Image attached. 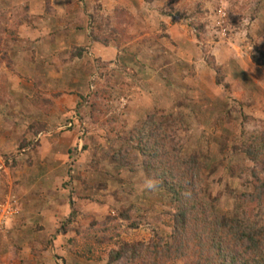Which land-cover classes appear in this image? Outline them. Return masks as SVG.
Listing matches in <instances>:
<instances>
[{"label": "rangeland", "instance_id": "1", "mask_svg": "<svg viewBox=\"0 0 264 264\" xmlns=\"http://www.w3.org/2000/svg\"><path fill=\"white\" fill-rule=\"evenodd\" d=\"M61 1L0 0V141L27 142L10 153L0 142V207L17 209L0 217V264H57L49 251L58 264H131L138 243L162 252L178 203L139 149L150 115L172 159L198 161L182 190L214 204L212 218L264 227V154L246 152L264 140V0H68L58 19ZM70 116L75 142L58 138ZM40 147L62 175L35 163ZM44 196L54 212L36 215L61 240L19 243L24 211Z\"/></svg>", "mask_w": 264, "mask_h": 264}, {"label": "trees", "instance_id": "2", "mask_svg": "<svg viewBox=\"0 0 264 264\" xmlns=\"http://www.w3.org/2000/svg\"><path fill=\"white\" fill-rule=\"evenodd\" d=\"M78 54H82V50ZM255 59L260 63L257 58ZM217 70L221 73L219 68ZM140 126L142 129L136 138L141 152L151 159L150 175L165 177L162 179L166 185L171 184L170 188L176 195L174 201L178 206L172 235L161 244L162 252L158 248L160 242L154 243V250H151L148 244L138 243L130 255L131 264H142L149 258L148 256L154 258L153 264H168L169 261L178 259H188V264H214L215 261L221 264H264V227L257 228L250 224L238 223L220 214H215L212 218L209 209H213L214 204L204 205L193 185L184 190L181 188L191 184L189 174L199 175L196 166L198 161L196 159L184 161L178 156H173L172 159L167 147L170 145L173 153L175 144L166 141L171 138L168 132L166 136L168 138H163L164 141L161 142L160 130L164 125L156 120L155 115H150ZM246 152L252 157L264 154V140ZM179 164L187 170L184 172L185 176H178L179 172L175 167ZM157 171L159 172L156 173ZM259 187L261 186H258V189ZM260 189H264V185ZM262 193L264 191L255 196L260 198ZM252 194L248 193L251 200L254 199ZM124 252L125 250L114 252L112 260L123 257Z\"/></svg>", "mask_w": 264, "mask_h": 264}, {"label": "crops", "instance_id": "3", "mask_svg": "<svg viewBox=\"0 0 264 264\" xmlns=\"http://www.w3.org/2000/svg\"><path fill=\"white\" fill-rule=\"evenodd\" d=\"M67 1L68 0H64V1H61L63 3H56V5H57L55 7L56 10H54V15L56 18L68 19V17L71 16V13L68 11V7H67L69 5V2H67ZM54 29L57 30L60 28L55 27ZM69 119L70 120H69L68 124H71L70 126L73 127L74 124L76 123L74 121L73 116H70ZM70 126L69 125L64 126V128H66V129L62 130L63 132H61V134L58 136V138H60V139L65 138L66 139V138L70 137L74 141L76 134L74 131H71L72 127H70ZM2 131H3V135H1V136H3L4 138L7 139V138L12 137V135L10 133L4 132L3 128H2ZM15 135L18 138L17 142H15V143L12 142V143L6 144V143L0 141L4 147L3 151L10 153V152L16 151V148L19 144L25 146L24 143H27V142H25V139L19 138L17 136V133ZM28 139H31V138H28ZM61 141L62 140H60L58 142L60 143ZM51 144L54 146V138L51 139ZM29 145H31V144H29ZM34 153H35V157H36L35 163L40 162L42 164L47 165V167H48L47 170L50 171L52 178H54V176H57V175H62L63 172L61 170H59L60 167L54 168L56 165L59 164L58 160H54V150H52V149L47 150L45 148L40 147V149L37 151H34ZM46 180H50V179L47 178ZM53 180L54 179L50 180V184L53 182ZM45 183H48V181H45ZM40 189H46V188L41 186ZM43 199H42L41 204H35L34 206H31L30 208L28 207L26 209V211H24V215L21 217L20 223L17 222L19 224V226H21V229L18 228V233L21 234V237L19 236V243H21V244H28V243L29 244H39V243L45 242V241H48V243H52L56 239L57 240L59 239V241L61 240L62 235H59V233L55 234V232H54V221H53V219H50L49 217H40V215H36V214H42L45 211H48L47 215H51L49 213L48 205L50 207V210H52L54 212V207H51L50 204H44L43 203V202H46L45 201L46 196H44ZM26 215L28 216V219L26 218ZM34 217H39L38 220L42 221V223H38L39 227H37V228H33L34 225L30 224L31 219H33ZM26 246L27 245H25V247ZM51 249H54V247ZM53 253H52V255H50L51 253L49 251L47 253L48 254L47 257L51 258L53 260L52 262L55 261L58 264V262H57L58 260L56 261L55 254H53ZM45 259H46V257H42L40 259V261H37L33 264H44L43 262Z\"/></svg>", "mask_w": 264, "mask_h": 264}, {"label": "built area", "instance_id": "4", "mask_svg": "<svg viewBox=\"0 0 264 264\" xmlns=\"http://www.w3.org/2000/svg\"><path fill=\"white\" fill-rule=\"evenodd\" d=\"M68 125L70 126L71 124H68ZM16 210L17 209H15V203L14 202L2 205L0 207V217L4 218V219H6L7 217H12Z\"/></svg>", "mask_w": 264, "mask_h": 264}]
</instances>
